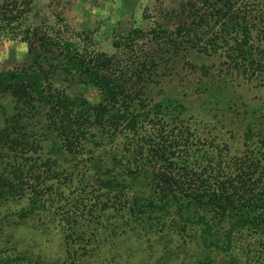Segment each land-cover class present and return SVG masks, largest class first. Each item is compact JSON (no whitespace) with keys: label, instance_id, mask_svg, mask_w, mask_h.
<instances>
[{"label":"trees","instance_id":"16d2710c","mask_svg":"<svg viewBox=\"0 0 264 264\" xmlns=\"http://www.w3.org/2000/svg\"><path fill=\"white\" fill-rule=\"evenodd\" d=\"M172 6L0 71V264H264V0Z\"/></svg>","mask_w":264,"mask_h":264},{"label":"rangeland","instance_id":"374dc122","mask_svg":"<svg viewBox=\"0 0 264 264\" xmlns=\"http://www.w3.org/2000/svg\"><path fill=\"white\" fill-rule=\"evenodd\" d=\"M180 1L182 0H0V71L29 64L30 58L34 56L32 53L50 54L45 46H41L46 36L77 42L91 52L115 53L114 40L126 36L134 27L142 30L166 24L173 27L175 21H168L165 17L169 16L166 8L167 5L174 6ZM11 16L18 18L9 21ZM62 50V47L56 46L55 57H59ZM56 86L71 94L84 93L92 99L99 96L97 90L88 85L61 81ZM251 91L255 93L252 88ZM35 235L25 228L18 233L23 246L31 244L45 248V242L37 241L39 239ZM148 242L144 243L146 250L151 248V243ZM188 246L191 251L197 247L194 243H189ZM154 248L153 246L151 250L157 252ZM135 252L128 259V264H146L140 262L145 250ZM150 261L153 262V258Z\"/></svg>","mask_w":264,"mask_h":264}]
</instances>
